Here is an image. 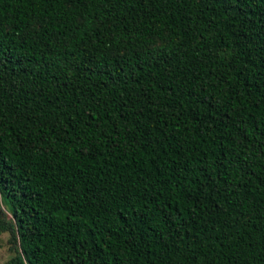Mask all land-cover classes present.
Here are the masks:
<instances>
[{"label":"trees","instance_id":"trees-1","mask_svg":"<svg viewBox=\"0 0 264 264\" xmlns=\"http://www.w3.org/2000/svg\"><path fill=\"white\" fill-rule=\"evenodd\" d=\"M4 264H264V0H0Z\"/></svg>","mask_w":264,"mask_h":264},{"label":"rangeland","instance_id":"rangeland-1","mask_svg":"<svg viewBox=\"0 0 264 264\" xmlns=\"http://www.w3.org/2000/svg\"><path fill=\"white\" fill-rule=\"evenodd\" d=\"M12 255L9 244V233H0V264H4Z\"/></svg>","mask_w":264,"mask_h":264}]
</instances>
